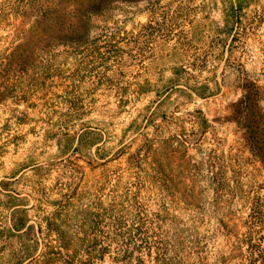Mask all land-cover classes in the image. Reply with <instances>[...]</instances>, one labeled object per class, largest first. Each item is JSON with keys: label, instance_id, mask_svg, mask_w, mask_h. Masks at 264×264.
Listing matches in <instances>:
<instances>
[{"label": "trees", "instance_id": "1", "mask_svg": "<svg viewBox=\"0 0 264 264\" xmlns=\"http://www.w3.org/2000/svg\"><path fill=\"white\" fill-rule=\"evenodd\" d=\"M115 1L137 0H0V103L11 100L15 106L11 114L17 122L33 119L28 108L39 119L50 118L54 109L59 120L81 119L97 95L96 87L86 84H109L108 93L118 96L121 105L127 101L123 98L126 90L114 89V79L100 73L111 66L112 59H122L121 50L98 44L126 39L128 44L139 45V31L124 35L118 27L105 26L91 35L93 16H106ZM248 4L249 0H231L235 28H242ZM261 50L264 77V42ZM236 67L241 95L234 117L251 152L259 155L264 139L260 106L264 84L251 79L238 60ZM207 89L199 85L189 90L205 97L210 93ZM20 105L25 108L19 110ZM191 114L196 128L190 132L158 140L143 134L132 152L126 151L131 142L124 139L126 129L114 150L104 146L101 130L85 123L77 136L66 132L52 187L57 196L49 198L45 186L34 184L52 207L41 216L28 215L25 199L10 188L16 176L11 171L0 180L5 196L0 199V264H264V200L253 196L240 235L217 216L230 183L214 149L200 161L189 159L186 150L210 126L201 110ZM45 133L60 134L49 127ZM124 153L123 166L108 167ZM77 159L103 170L95 180L90 204H80L70 213L73 200L82 197L77 190L81 175ZM173 160L185 162L187 170L172 166ZM200 178L212 195L209 200L204 198ZM105 189L108 192L103 194ZM220 233L233 241L227 252L216 249L213 253L211 243Z\"/></svg>", "mask_w": 264, "mask_h": 264}, {"label": "rangeland", "instance_id": "2", "mask_svg": "<svg viewBox=\"0 0 264 264\" xmlns=\"http://www.w3.org/2000/svg\"><path fill=\"white\" fill-rule=\"evenodd\" d=\"M230 5L231 0L115 1L106 16H93L92 36L105 26L118 27L124 35L139 31V45L128 44L126 39L98 44L103 49L111 47L122 51L118 52L122 59H112L111 66L103 67L100 73L114 79V89L126 90L123 98L127 101L123 105L118 96L108 93L111 88L105 83L86 84L96 87V101L87 106L81 119L77 120H59L56 109L50 118L39 119L37 112L28 108L33 119L19 123L11 114L15 107L11 100L0 103V180L10 176L11 171L16 172L10 188L19 198L25 199L31 218L52 210L34 184L38 181L45 186L49 198L57 196L52 187L61 166L58 156H61V145L67 139L66 132H75L77 136L81 123H85L101 130L104 146L114 150L126 129L124 139L131 140L126 151L132 152L142 141L143 134L158 140L190 132L196 128L191 113L201 110L210 126L186 153L192 162L206 157L210 149L220 156L230 186L219 202L217 216L233 227L234 234L240 235L245 230L242 221L248 214L253 196L258 195L264 200V139L259 145L261 153L253 154L234 117V106L241 95L236 62L243 64L251 79L264 84L260 74L264 0H249L244 8L246 17L242 28H235ZM199 85L207 86L210 93L198 97L189 90ZM260 106L264 112V102ZM18 108L25 107L20 105ZM151 112L152 123L149 124L147 118ZM131 122L132 126L128 127ZM46 127L60 134L50 137L45 133ZM126 156L124 153L111 160L108 167L123 166ZM76 162L81 171L77 190L82 197L73 200L70 213L80 204L83 207L90 204L95 180L101 178L103 170L100 166L92 168L82 159ZM171 165L187 170L183 161L173 160ZM202 179L199 184L203 186L204 198L209 200L212 195ZM102 192L106 194L108 189ZM4 197L0 190V199ZM232 241L233 237L220 233L214 237L210 249L213 253L216 249L227 252Z\"/></svg>", "mask_w": 264, "mask_h": 264}]
</instances>
